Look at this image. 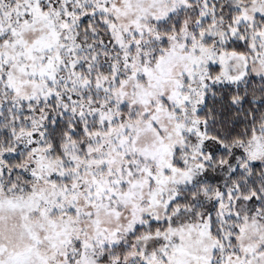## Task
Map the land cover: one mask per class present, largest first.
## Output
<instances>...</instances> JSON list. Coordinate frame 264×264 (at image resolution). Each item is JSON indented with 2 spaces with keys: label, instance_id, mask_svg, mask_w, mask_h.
Segmentation results:
<instances>
[{
  "label": "snow or ice",
  "instance_id": "snow-or-ice-1",
  "mask_svg": "<svg viewBox=\"0 0 264 264\" xmlns=\"http://www.w3.org/2000/svg\"><path fill=\"white\" fill-rule=\"evenodd\" d=\"M0 264H264V0H0Z\"/></svg>",
  "mask_w": 264,
  "mask_h": 264
}]
</instances>
